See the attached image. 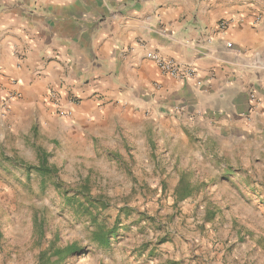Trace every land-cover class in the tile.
I'll list each match as a JSON object with an SVG mask.
<instances>
[{
	"label": "crops",
	"instance_id": "0c3cea01",
	"mask_svg": "<svg viewBox=\"0 0 264 264\" xmlns=\"http://www.w3.org/2000/svg\"><path fill=\"white\" fill-rule=\"evenodd\" d=\"M259 124L264 0H0V150H90L121 126L234 140Z\"/></svg>",
	"mask_w": 264,
	"mask_h": 264
},
{
	"label": "rangeland",
	"instance_id": "374dc122",
	"mask_svg": "<svg viewBox=\"0 0 264 264\" xmlns=\"http://www.w3.org/2000/svg\"><path fill=\"white\" fill-rule=\"evenodd\" d=\"M119 130L41 151L51 171L27 141L0 150V264H264V124L234 140Z\"/></svg>",
	"mask_w": 264,
	"mask_h": 264
},
{
	"label": "built area",
	"instance_id": "2783aa9c",
	"mask_svg": "<svg viewBox=\"0 0 264 264\" xmlns=\"http://www.w3.org/2000/svg\"><path fill=\"white\" fill-rule=\"evenodd\" d=\"M227 24V21H223L221 27L224 28ZM152 57L163 72L174 78L186 79L193 75V69L188 64H183L174 58L164 57L160 53H154ZM53 100L60 116L70 117L72 115V111L62 105L61 97L58 94L53 93Z\"/></svg>",
	"mask_w": 264,
	"mask_h": 264
},
{
	"label": "trees",
	"instance_id": "16d2710c",
	"mask_svg": "<svg viewBox=\"0 0 264 264\" xmlns=\"http://www.w3.org/2000/svg\"><path fill=\"white\" fill-rule=\"evenodd\" d=\"M45 157H46V154L44 153V152H41V164H40V169L42 170V171H51V169H49L48 167H47V165H46V160H45ZM184 185H183V181L181 180V182H179V187H178V189H177V194L180 196V198H186L190 193H191V191H190V188L191 187H188V190H185L184 189V187H183ZM185 192V193H184ZM72 248H73V246H68V247H65V248H62V249H60V251H59V253H58V256L60 257V258H62V256L65 254V253H67V252H69V251H71L72 250Z\"/></svg>",
	"mask_w": 264,
	"mask_h": 264
}]
</instances>
